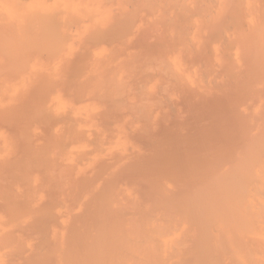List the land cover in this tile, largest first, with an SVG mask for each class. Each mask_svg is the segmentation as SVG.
I'll use <instances>...</instances> for the list:
<instances>
[{"label": "bare ground", "instance_id": "6f19581e", "mask_svg": "<svg viewBox=\"0 0 264 264\" xmlns=\"http://www.w3.org/2000/svg\"><path fill=\"white\" fill-rule=\"evenodd\" d=\"M0 264H264V0H0Z\"/></svg>", "mask_w": 264, "mask_h": 264}]
</instances>
